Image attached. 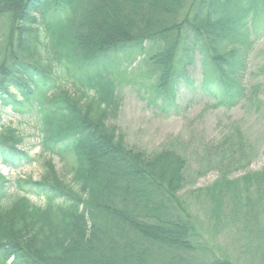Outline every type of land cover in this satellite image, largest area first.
Masks as SVG:
<instances>
[{"label": "trees", "instance_id": "trees-1", "mask_svg": "<svg viewBox=\"0 0 264 264\" xmlns=\"http://www.w3.org/2000/svg\"><path fill=\"white\" fill-rule=\"evenodd\" d=\"M262 34L264 0H0L1 162L15 169L36 160L2 123L7 108L37 117L39 154L50 155L39 179L0 173V264H198L188 259L193 223L178 195L182 156L126 146L108 123L119 108L110 76L140 58L161 70L197 53L204 95L231 109L258 97L245 76ZM176 71L156 89L162 108L175 105L179 77L189 80ZM239 179L222 176L212 198L219 189L237 194ZM241 179L264 196V168ZM253 227L249 236L262 237Z\"/></svg>", "mask_w": 264, "mask_h": 264}, {"label": "rangeland", "instance_id": "rangeland-1", "mask_svg": "<svg viewBox=\"0 0 264 264\" xmlns=\"http://www.w3.org/2000/svg\"><path fill=\"white\" fill-rule=\"evenodd\" d=\"M180 56L176 55L172 63L165 61L161 70H152L141 58L115 65L110 77L119 108L108 123L117 127L127 147L148 154L170 148L182 156L184 185L178 195L188 205L193 223L189 260L204 264L228 257L235 264H264V196L254 186L246 188L241 179L264 168V109L258 105L264 100V34L255 42L245 76L247 88L255 87L258 97L249 95L231 109L215 105L204 95L197 53L189 64L188 58L184 63L177 61ZM179 68L189 80L179 77L172 91L176 106L162 108L156 89L162 90L168 73L176 75ZM161 72L160 80L157 77ZM2 123L15 131L21 138L19 147L36 160L13 169L3 165L0 158V173L11 182L18 177L39 179L50 155L39 154L37 117L19 115L7 108ZM51 159L57 173L70 182L71 174L65 172L64 163L55 155ZM222 176L227 180L240 178V188L232 195H220L219 189L215 201L211 190ZM29 198L36 204L43 202L32 195ZM216 204L220 206L214 213L212 207ZM253 226L262 237L249 236Z\"/></svg>", "mask_w": 264, "mask_h": 264}]
</instances>
